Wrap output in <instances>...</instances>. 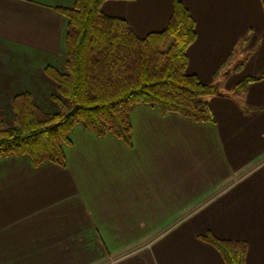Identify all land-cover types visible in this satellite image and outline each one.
I'll list each match as a JSON object with an SVG mask.
<instances>
[{
    "label": "crops",
    "instance_id": "0c3cea01",
    "mask_svg": "<svg viewBox=\"0 0 264 264\" xmlns=\"http://www.w3.org/2000/svg\"><path fill=\"white\" fill-rule=\"evenodd\" d=\"M181 1L196 22L187 71L223 92L207 98L214 122L140 103L130 143L76 125L64 165L0 158V264H226L208 232L245 241V264H264V0ZM73 2L0 0V124H14L21 92L57 110L45 68L65 70L68 19L58 9ZM173 3L101 9L144 37L166 26ZM247 76L262 78L234 93Z\"/></svg>",
    "mask_w": 264,
    "mask_h": 264
},
{
    "label": "trees",
    "instance_id": "16d2710c",
    "mask_svg": "<svg viewBox=\"0 0 264 264\" xmlns=\"http://www.w3.org/2000/svg\"><path fill=\"white\" fill-rule=\"evenodd\" d=\"M104 1L74 0L70 7L58 9L68 19L65 70L45 68L57 84L51 96L57 110L45 112L29 92L17 94L12 100L14 124H0V158L27 155L34 164L64 165V147L71 143L69 133L76 125L130 143L129 113L140 103L155 105L162 113L214 122L207 98L223 92L218 83L205 84L187 71L196 22L185 4L174 0L166 26L140 37L126 20L105 14ZM232 60L233 54L222 69ZM261 78L244 77L232 91L243 93ZM201 237L219 250L226 264H245V241L209 232Z\"/></svg>",
    "mask_w": 264,
    "mask_h": 264
},
{
    "label": "rangeland",
    "instance_id": "374dc122",
    "mask_svg": "<svg viewBox=\"0 0 264 264\" xmlns=\"http://www.w3.org/2000/svg\"><path fill=\"white\" fill-rule=\"evenodd\" d=\"M241 57H244V56L241 55ZM227 70H228V69H225L224 73H225ZM235 71H238V70H234L233 72H235ZM234 74H235V73H234Z\"/></svg>",
    "mask_w": 264,
    "mask_h": 264
}]
</instances>
